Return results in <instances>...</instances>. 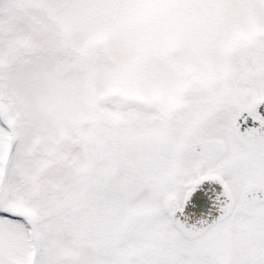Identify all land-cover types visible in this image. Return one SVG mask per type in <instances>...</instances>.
<instances>
[{"label":"snow or ice","instance_id":"1","mask_svg":"<svg viewBox=\"0 0 264 264\" xmlns=\"http://www.w3.org/2000/svg\"><path fill=\"white\" fill-rule=\"evenodd\" d=\"M0 264H264V0H0Z\"/></svg>","mask_w":264,"mask_h":264}]
</instances>
